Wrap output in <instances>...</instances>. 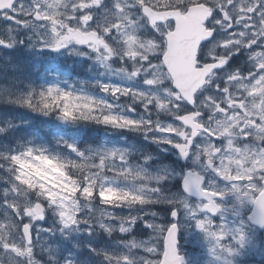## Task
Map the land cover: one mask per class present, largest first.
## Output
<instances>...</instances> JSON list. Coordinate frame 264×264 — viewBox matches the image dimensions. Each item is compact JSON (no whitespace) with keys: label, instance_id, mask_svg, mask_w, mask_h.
Wrapping results in <instances>:
<instances>
[{"label":"snow or ice","instance_id":"obj_1","mask_svg":"<svg viewBox=\"0 0 264 264\" xmlns=\"http://www.w3.org/2000/svg\"><path fill=\"white\" fill-rule=\"evenodd\" d=\"M0 25V264H264V0H11ZM69 58L90 78L25 72Z\"/></svg>","mask_w":264,"mask_h":264},{"label":"rangeland","instance_id":"obj_2","mask_svg":"<svg viewBox=\"0 0 264 264\" xmlns=\"http://www.w3.org/2000/svg\"><path fill=\"white\" fill-rule=\"evenodd\" d=\"M25 72L28 73V74H33V69L32 67L30 66V64L28 65V67L25 68ZM145 238V237H144Z\"/></svg>","mask_w":264,"mask_h":264}]
</instances>
